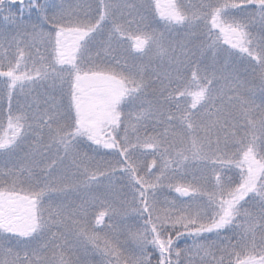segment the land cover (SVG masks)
<instances>
[{
  "label": "snow or ice",
  "instance_id": "snow-or-ice-1",
  "mask_svg": "<svg viewBox=\"0 0 264 264\" xmlns=\"http://www.w3.org/2000/svg\"><path fill=\"white\" fill-rule=\"evenodd\" d=\"M0 264H264V0H0Z\"/></svg>",
  "mask_w": 264,
  "mask_h": 264
}]
</instances>
